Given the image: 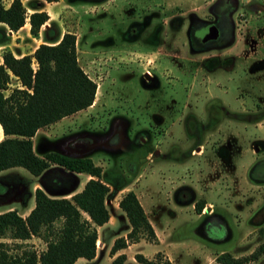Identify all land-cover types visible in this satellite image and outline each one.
I'll list each match as a JSON object with an SVG mask.
<instances>
[{
    "label": "rangeland",
    "instance_id": "rangeland-1",
    "mask_svg": "<svg viewBox=\"0 0 264 264\" xmlns=\"http://www.w3.org/2000/svg\"><path fill=\"white\" fill-rule=\"evenodd\" d=\"M9 1L2 0V3L6 5ZM20 1L27 15L38 9L45 11L48 19L37 36L26 32L27 26L17 33L5 34V43L0 44V61L5 50L17 57L31 54L36 45L45 42L43 29L51 26L59 35L63 32L75 35L77 62L97 86L90 106L38 129L32 138L38 155L43 151H56L46 145L47 141L62 139L77 130L97 131L99 126L108 125L110 115L122 116L132 129L130 134L141 127L150 133V140L143 146L129 143L115 152L98 151L90 155V159L100 166L102 180L111 178L116 187L125 185L118 192L111 185L107 197L112 202L132 190L142 197L143 206L150 219L157 223L158 232H171L169 237L184 243V254H175L173 264H214L215 256L221 251L247 257L264 243V183L255 184L248 178L253 161L264 159V118L251 126L243 121L244 117L230 115L225 119L219 109L220 103L228 112L239 113L244 105L253 107L256 103L260 105V116L264 115V60L258 62L259 58H264V21L254 27L256 17L241 10L237 17V32L241 31L238 43L227 53L243 52L257 57L238 58L242 62L240 67L245 66L244 85L238 75L225 79L221 74H207L200 66L206 54L192 55L184 46V27L174 29L166 23L171 14L205 15L210 0H178V5H172V0H165L168 4L162 5L139 0L130 4H113L111 0L95 5L77 0ZM142 13L149 19L158 17L163 21L162 46L127 45L119 36L114 42L109 41L114 22L122 31L125 25L122 23L139 19ZM241 33L247 35L245 44L240 39ZM153 40L151 37L143 43ZM143 71L156 77V87L141 83ZM246 78L254 81H250L255 84L254 88ZM15 82L11 77L9 87L15 86ZM210 96L213 97L211 103L207 102ZM189 112L201 125L206 124L203 129L194 130L185 124ZM213 115L217 118H211ZM196 142L202 143L203 153L190 155L189 149ZM251 144L257 147L254 152ZM154 149L158 152L152 153ZM49 173L50 182L52 177L57 178L55 186L67 189V181L61 182L53 171ZM253 174L264 177V164ZM34 177L19 167L0 171V210L14 205L22 211L21 204L29 198L33 181L47 191L44 185L38 184L39 178ZM84 178V174L75 175L77 189ZM179 187L191 189L192 199L206 201L212 211L199 216L191 204L176 202L174 191ZM177 196L182 198L180 193ZM4 242L10 253L23 249L39 251L43 247L36 237L26 243L9 238ZM154 247L149 242L144 252ZM159 257L164 260L161 253ZM76 264L83 262L79 260ZM247 264H264V255Z\"/></svg>",
    "mask_w": 264,
    "mask_h": 264
},
{
    "label": "trees",
    "instance_id": "trees-1",
    "mask_svg": "<svg viewBox=\"0 0 264 264\" xmlns=\"http://www.w3.org/2000/svg\"><path fill=\"white\" fill-rule=\"evenodd\" d=\"M26 18L29 33L37 36L48 15L43 10L35 9L26 16L20 0H11L6 7L0 0V44L5 43L6 31H16L23 26ZM42 36L45 42L38 44L31 54L17 57L9 50L1 54L0 128L5 137L0 140V171L19 167L33 176L42 175L40 179H43L49 171L61 169L67 175L66 179H61L67 181V189L59 188L62 189L60 193L52 194L35 188L32 192L33 206L23 217L16 209L0 212V238L25 240L35 236L45 243L44 250L38 253L34 249L10 253L6 243L0 241V264H73L79 257L87 260L93 258L97 238L95 227L107 222L109 217L105 204L111 191L109 186L113 185L117 191L125 187H116L111 178L102 180L100 166L93 164L88 156L72 157L51 150L40 152V156L34 153L30 138L35 132L90 106L96 90L95 82L77 62L75 35L70 32L59 35L51 26H47ZM212 61L220 63L215 58ZM200 66L207 71L204 61ZM11 77L17 84L10 88ZM259 161L248 174L249 181L255 184L264 183V177L253 174L264 164V159ZM77 173L91 177L79 191H74ZM45 187L50 190L57 186ZM175 191L176 202L181 205L193 204L196 213H200L205 201L192 198L180 201L177 194L182 188ZM67 194H71L69 198L65 197ZM117 205L130 229L124 237L114 239L109 250L111 254L139 238L153 243L156 241L154 231L132 190L122 194ZM21 206L24 209L27 203L24 201ZM259 255H264V243L259 244L247 257H235L221 251L215 256L214 264H247ZM159 256L157 252L153 259H146L141 254H135L134 259L140 264H171ZM124 260V254H118L108 264H122Z\"/></svg>",
    "mask_w": 264,
    "mask_h": 264
},
{
    "label": "flooded vegetation",
    "instance_id": "flooded-vegetation-1",
    "mask_svg": "<svg viewBox=\"0 0 264 264\" xmlns=\"http://www.w3.org/2000/svg\"><path fill=\"white\" fill-rule=\"evenodd\" d=\"M84 3H92V4H100L103 2L111 1V0H77ZM133 0H113V4L122 3V4H130ZM140 2L154 1L156 4H164L167 3L165 0H139ZM172 5H178L179 1L175 0V2L171 1ZM207 11L205 15H196L195 13H188L185 17L180 14H171L169 15L166 23L169 27L174 29H179L180 27H184V46L192 53V55H202V62H205L207 67V74H221L225 79L232 77L233 75L238 77H242L244 85L245 84V75L243 73L245 71V66L240 67V60L238 58H252L255 59L257 57H249V55H244L243 52L240 53H227V50H230L235 44L238 43V35L240 32H237L239 29L237 17L241 15L240 10L247 13H252L256 17L254 27L260 25L261 22L264 21V0H210L207 4ZM154 18V21L153 19ZM148 18V15L142 13L139 19H131L128 23H122L124 25V29L119 31L118 25L114 22L113 29L109 35V41L114 42L118 36L126 41L127 45H137L143 47L141 44H149L148 47H160L161 44V35L163 21L158 17ZM114 24H116L117 28L114 31ZM151 26H150V25ZM150 29H147L148 27ZM214 30L215 35L212 36L210 31ZM249 31V29H247ZM154 38L152 42L143 43V41L148 38ZM240 39L243 44L247 41V35L242 36ZM116 45V44H115ZM248 48V47H247ZM254 48V47H253ZM264 48V47H263ZM256 49V48H254ZM243 51V50H242ZM215 52V55H213ZM213 53V54H212ZM220 53L222 55H220ZM218 59L220 61L219 64H215L213 59ZM242 60V59H241ZM259 63L264 60V58L258 59ZM245 62H247L245 60ZM253 62V61H252ZM215 65V66H213ZM254 65V64H252ZM255 66V65H254ZM250 70V69H249ZM141 83L145 86L152 87L158 85V80L155 76L150 74L148 71H143L141 73ZM146 75V77L143 76ZM248 83L252 88H254L255 84L253 80H249L246 78ZM252 81V82H250ZM256 88V87H255ZM248 93V92H247ZM241 96V93H240ZM247 101L250 102L249 93L247 95ZM215 101H217L214 98ZM213 97H209L207 102H212ZM244 105V104H243ZM219 109L224 114V118L232 115L235 117H244L243 120L246 124L251 126L258 124L259 120L264 118V115L260 116L259 112L261 111L259 104H254L253 107L251 105H244L242 110L239 113L228 112L222 104L219 103ZM216 114V111L214 112ZM107 126H99L93 132H89L86 130H77L71 134L65 135L62 139H56L52 141L45 142L47 146L53 147L54 150L61 154H68L72 157L80 156H88L97 153L98 151L103 152H115L118 149H121L127 144L132 143L138 146H143L146 142L150 140V133L147 131H143V128H137L132 131L128 126V122L126 118L122 116H109ZM185 124L188 127H191L194 130L203 129L205 123L201 125L194 118V114L190 113L185 116ZM192 121H189V119ZM211 118H217L216 115H213ZM207 119V118H206ZM211 121V120H209ZM200 128V129H199ZM199 132V131H198ZM226 134V133H225ZM194 147H190L189 154L190 155H201L203 153V146L201 142H196ZM252 151L254 152L255 148L253 144L250 145ZM202 148V149H201ZM219 150V149H218ZM158 152L157 150H153L152 153ZM223 158V157H222ZM226 159L223 158V161ZM260 159L254 160L251 166L249 167V172H252L255 169V164L259 163ZM57 174V172H54ZM58 176V175H57ZM66 174L62 172L59 178L66 179ZM114 177V176H113ZM49 178V177H48ZM116 178V176H115ZM114 178V179H115ZM216 178V177H214ZM63 182V180H61ZM46 182L48 185L53 186V181L50 182L46 176ZM58 183H55L57 185ZM182 188V191L179 192L181 199L184 201L185 198H192V190L187 187H179ZM193 207V204H191ZM208 203L204 204L199 214H204L205 212L208 214L212 211V208L208 210ZM206 207V208H205Z\"/></svg>",
    "mask_w": 264,
    "mask_h": 264
},
{
    "label": "crops",
    "instance_id": "crops-1",
    "mask_svg": "<svg viewBox=\"0 0 264 264\" xmlns=\"http://www.w3.org/2000/svg\"><path fill=\"white\" fill-rule=\"evenodd\" d=\"M9 2L6 5H4V6L5 7L8 6ZM27 19L28 18L25 19V23L23 24V26H21L16 31H13V33L19 32V30H21V28H23L25 26H27L26 27V32H29V24L27 22ZM15 83L17 84V82H15ZM37 132H38V130L35 132V134ZM12 136L13 135H6V137H12ZM33 136L30 138L31 139V143H32ZM4 137L5 136L3 135L2 131H1V128H0V140L2 138H4ZM32 149H33L34 153L37 154L35 152V150H34L33 143H32ZM92 161L94 162V160H92ZM53 172H57L58 177H60V175L62 174V170L61 169L58 170V171H53ZM224 173H226V171ZM79 174H84L85 178H84L83 182L81 183V187L77 189L76 188L77 185H78L77 184L74 191H79L82 188L84 182L90 177L89 175H87L85 173H77L76 175H79ZM220 175H222V174H220ZM46 176L50 177V173L48 172ZM46 176L43 179H40V178H42V175H41V177L37 176V177H34V178H39L38 184L40 183V184H42L44 186L45 185L50 186L46 182ZM217 178L218 177H216L215 180ZM57 180H58L57 178H53V177L51 178V181H53V183H54L53 186H55V183H57ZM60 180H61V178H60ZM36 186H37V183L35 181H33L32 187H31V192H29V193H31L30 195H32V192H33V190L35 188H37V187L40 188L39 185L37 187ZM57 187L55 189H50L49 188L50 190H47V191H49V193H52V194H58V193H60L62 191V189H59L60 187L59 188H57ZM109 187H111V186H109ZM120 190H122V189H120ZM70 195L71 194H67V195H65V197L69 198L68 196H70ZM120 197L121 196H119L118 199H116L115 202H112V200L110 198V200H109L110 203L106 204V208H107L108 214H109L107 222L103 223L100 226H96L95 227V229H96V237L97 238H96V242H95L96 248H95V254H94L93 258L87 260V259H84L82 257H79L73 262V264H76L79 260H82L83 264H108L112 260V258H114L118 254H124V256H125V260L123 261L122 264H140V263L135 261V259H134V255L135 254H141L146 259H152L153 256L157 252L161 253L163 255L164 259H167L171 264H173L174 257H175L174 255L175 254H177V255L184 254L183 250H182V248L184 246V243L182 241H179L178 238H175V237H169L171 232H168V231L165 232L164 230H161V232H158V230L156 228V224L157 223L154 222L152 219H150V216L146 212V210H145V208L143 206V203L141 201L142 197L139 198V195H136V197H137V199H138V201H139V203H140V205H141V207L143 209V212L145 213V216H146L148 222L150 223V225H151V227H152V229L154 231L155 237H156V241L154 243L151 242V243H153L155 245V247L148 253L144 252V247L146 246L147 243H149V241H147L145 238H139L137 241L129 243V244L126 245V247L121 248L119 250H116L113 254H111L109 252V250H110V247H111L114 239L117 238V237H121V236L124 237L126 235V233L130 229L129 223H128L124 213L118 208V205H117L118 200L120 199ZM30 198H31V196H29V198L25 201L27 203V206L22 211H20L19 208L14 207V205H10V206H7L5 209L0 210V212L4 211V210H9V209H16V210H18L20 212L21 216L23 217V216H25L28 213V211L33 206V197H32V201H30ZM206 203L207 202L205 201V204ZM197 215L200 216L201 214H197ZM32 237H35V236H31V237H29L28 239H25V240H15V241L16 242H21V243L32 242ZM36 239H39L41 241L42 245H43V247L40 248L39 251L35 250L38 253V252L44 250L45 243L38 237H36ZM0 240H4L5 241L6 238H0ZM4 241H2V242H4ZM160 246H162V248Z\"/></svg>",
    "mask_w": 264,
    "mask_h": 264
},
{
    "label": "built area",
    "instance_id": "built-area-1",
    "mask_svg": "<svg viewBox=\"0 0 264 264\" xmlns=\"http://www.w3.org/2000/svg\"><path fill=\"white\" fill-rule=\"evenodd\" d=\"M25 14H26V16H27V13H25ZM12 33H13V31H11V30H7V31H6V34H8V35H11ZM96 89H97V86H96ZM106 200H107V202H106ZM106 200H105V204H109V203H110V201H109L110 199H106ZM208 206H209V205H208ZM205 208H206V207H205ZM207 209L210 210V209H211V206L208 207Z\"/></svg>",
    "mask_w": 264,
    "mask_h": 264
},
{
    "label": "water",
    "instance_id": "water-1",
    "mask_svg": "<svg viewBox=\"0 0 264 264\" xmlns=\"http://www.w3.org/2000/svg\"><path fill=\"white\" fill-rule=\"evenodd\" d=\"M210 33L212 34V36H214V35H215V31H214V30L210 31ZM143 76H144V77H146V75H145V74H143ZM63 155L70 156V155H68V154H64V153H63ZM74 157H75V156H74ZM76 157H80V156H76ZM106 202H107V200H106Z\"/></svg>",
    "mask_w": 264,
    "mask_h": 264
}]
</instances>
